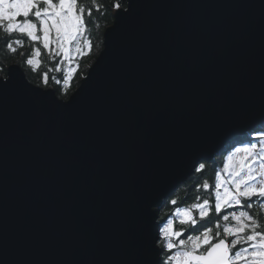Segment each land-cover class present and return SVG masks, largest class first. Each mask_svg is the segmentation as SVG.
<instances>
[{
    "label": "water",
    "instance_id": "95a60500",
    "mask_svg": "<svg viewBox=\"0 0 264 264\" xmlns=\"http://www.w3.org/2000/svg\"><path fill=\"white\" fill-rule=\"evenodd\" d=\"M139 3L116 33L114 9L67 99L7 67L68 107L0 109V264H121L130 231L155 234L164 201L264 114V0Z\"/></svg>",
    "mask_w": 264,
    "mask_h": 264
},
{
    "label": "snow or ice",
    "instance_id": "6c2138e0",
    "mask_svg": "<svg viewBox=\"0 0 264 264\" xmlns=\"http://www.w3.org/2000/svg\"><path fill=\"white\" fill-rule=\"evenodd\" d=\"M92 4L95 11L101 10L96 0H92ZM140 7L139 0H130L127 9L122 8V0H114L111 8L117 10V22L113 33L131 27ZM92 15L93 7H86L78 0H0V29L8 37L5 47L9 52H17L14 43L20 45L22 41L13 42L11 37L20 34L40 42L53 58L62 56L61 63L68 62L66 71L57 64L42 73L41 80L46 87L50 80L57 85H69L77 71L71 67V45H75V53L80 56L91 52L93 44L86 33L87 19ZM40 51L39 47L35 48L24 61L33 72L41 65ZM53 71L62 72V79L50 76ZM2 72L5 66L0 65ZM7 72L6 78L0 75V109L10 98L16 97L58 108L68 107L51 99L49 92L30 87L13 69L8 68ZM237 144L226 156L222 170L215 173L214 185L207 180L196 185L197 191L202 189L209 198L196 196V202L189 206L176 207L155 234H150L146 227H134L121 264H264V225L250 211L254 207L264 209V114L249 129L246 140ZM205 168L206 165L200 163L195 171L203 172ZM221 172L227 177H222ZM139 197L146 219L147 184ZM170 203L176 205L177 200L172 199ZM213 215L212 226L198 227L202 223L211 224ZM177 221L181 226L179 230L175 227ZM0 246L6 247L2 235Z\"/></svg>",
    "mask_w": 264,
    "mask_h": 264
},
{
    "label": "trees",
    "instance_id": "16d2710c",
    "mask_svg": "<svg viewBox=\"0 0 264 264\" xmlns=\"http://www.w3.org/2000/svg\"><path fill=\"white\" fill-rule=\"evenodd\" d=\"M114 0H96L101 6V10L99 12L95 11L94 5L92 4V0H78V3L83 4L86 7H93V15L91 18L87 19V35L90 37L93 47L91 52L84 56H79L77 58L79 63V70L72 76L71 81L67 87L64 86L63 83L57 85L53 81L50 80V83L47 87H54L57 94L61 98H69V96L79 87L81 84V79L88 73L89 68L96 61L97 57L101 53L104 48V31L106 28L113 24L114 22V9L111 8V4ZM122 7H126V2L122 0ZM0 65L5 66V72L0 73V75L7 76V67L12 63L20 64L28 78L38 84L40 86L46 87L41 80V75L44 71L55 68L57 64H59L60 57L53 58V55L49 53L48 50L44 49L40 42H33L28 38L16 34L11 37V40L14 42L16 39H20L22 43L20 45H16L14 43V47L17 48L16 53L9 52L5 47V40L8 39L7 36L4 35L2 29H0ZM39 47L41 56L40 61L41 65L39 69L35 72L31 71L30 68L24 63L25 59L28 56H31L32 52L35 48ZM56 76L58 79H62L63 73L50 72V76ZM248 133L238 137L237 139L231 140L226 147H224L216 158L213 161H203L206 165V168L203 172H194L186 183L181 185L174 193H172L165 201L160 209V219L165 222L169 215L174 212L176 207H184L189 206L191 203L196 202L195 197L201 196L203 198H209V194L205 193L202 189L197 191L196 185L202 184L204 180H207L210 184L215 183V173L220 171L223 167V163L226 160V156L228 153L233 150V145H238L237 142L241 140H246ZM172 199L177 200L176 205H172L170 201ZM254 216H257L260 223L264 225V209H260L259 207H254L250 210ZM212 223H202L198 225V227L202 228L205 226H212L215 222V216L211 217ZM178 222L176 225L179 230L181 227ZM194 234V233H192ZM186 238V237H185Z\"/></svg>",
    "mask_w": 264,
    "mask_h": 264
},
{
    "label": "rangeland",
    "instance_id": "374dc122",
    "mask_svg": "<svg viewBox=\"0 0 264 264\" xmlns=\"http://www.w3.org/2000/svg\"><path fill=\"white\" fill-rule=\"evenodd\" d=\"M42 35V34H41ZM53 38H55V34L53 33ZM51 47H55V45H52ZM71 47V49H72V55H73V61H72V64H71V67H75V68H77V71L79 70V63H78V60H77V58L80 56L79 54H76L75 53V45L73 44V45H71L70 46ZM40 54H41V52H40ZM41 56V55H40ZM40 56L38 57V59H40ZM34 59H37L36 57H34ZM61 61H63V57L62 56H60V61H59V64H61V67H62V69H64L65 71L67 70V68L69 67V64H68V62L67 61H64L63 63H61ZM76 71V72H77ZM75 72V73H76ZM74 73V74H75ZM73 74V75H74ZM72 75V76H73ZM72 79V78H71ZM71 81V80H70ZM238 146V145H237ZM221 170H222V168H221ZM220 170V171H221ZM221 175H222V177H224V178H226L227 177V174L226 173H223V172H221ZM178 222V221H177ZM164 223V222H163ZM162 223V224H163ZM175 225H176V222H175ZM178 225V224H177ZM176 227V229L178 228L177 226H175ZM178 230V229H177Z\"/></svg>",
    "mask_w": 264,
    "mask_h": 264
}]
</instances>
